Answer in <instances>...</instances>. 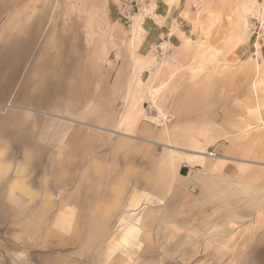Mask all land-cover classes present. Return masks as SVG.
<instances>
[{"label": "crops", "instance_id": "obj_1", "mask_svg": "<svg viewBox=\"0 0 264 264\" xmlns=\"http://www.w3.org/2000/svg\"><path fill=\"white\" fill-rule=\"evenodd\" d=\"M77 11L0 0V264H22L18 218L37 212L50 218L54 211L57 219L77 220L74 234L86 233L87 217L90 234L98 220L111 219L113 228L137 235L127 248L132 253L112 264H146V234L170 236L157 264H264V177H255L264 173L257 141L263 128L253 122L229 131L210 126L181 139L170 129L169 143L157 126L141 128L154 138L146 140L169 151L149 150L150 169L105 163L96 134L70 123L95 122L98 106L114 105L112 91L98 99V60ZM210 150L219 155L208 157ZM225 150L256 157L250 178H220L213 171L214 160H234ZM122 154L129 158L128 151ZM133 168L136 179L128 177ZM143 169L152 171L144 174L149 181L141 179ZM162 170L175 178L163 180ZM23 231L27 264L31 239Z\"/></svg>", "mask_w": 264, "mask_h": 264}, {"label": "rangeland", "instance_id": "obj_2", "mask_svg": "<svg viewBox=\"0 0 264 264\" xmlns=\"http://www.w3.org/2000/svg\"><path fill=\"white\" fill-rule=\"evenodd\" d=\"M7 1L78 10L81 30L91 37L90 49L98 60V99L112 91L114 105L98 106L95 122L70 123L96 134L105 163L150 169L148 151L168 150L150 143L146 138L152 136L139 131L154 126L161 131L163 143H169L164 138L172 134L170 129L181 139L209 132L210 126L229 131L253 122L263 128L257 141L258 150L264 151V0ZM103 65L112 69V74L107 70L104 75ZM127 151L129 158L122 154ZM223 155L234 160H214L217 165L212 168L220 178H250L249 163L256 162L255 156L227 150ZM135 168L129 171L130 179L137 178ZM150 171H141V179H149L144 174ZM161 175L163 180L175 178L166 170ZM255 177H264V173ZM54 212L50 218L37 212L35 218L17 219L19 263L25 264L26 259L25 245L20 242L25 236L20 234L23 228L30 232L29 264L31 259L32 264H112L120 254L132 253L127 248L138 236L121 230V225L113 228V220H98L96 233L90 234V219L85 217L82 230L86 233L74 234L77 220L57 219ZM63 230L65 234L58 232ZM141 237L148 264H157L155 256L168 253L170 236Z\"/></svg>", "mask_w": 264, "mask_h": 264}, {"label": "built area", "instance_id": "obj_3", "mask_svg": "<svg viewBox=\"0 0 264 264\" xmlns=\"http://www.w3.org/2000/svg\"><path fill=\"white\" fill-rule=\"evenodd\" d=\"M209 156H215L217 153L213 150L208 151Z\"/></svg>", "mask_w": 264, "mask_h": 264}, {"label": "bare ground", "instance_id": "obj_4", "mask_svg": "<svg viewBox=\"0 0 264 264\" xmlns=\"http://www.w3.org/2000/svg\"><path fill=\"white\" fill-rule=\"evenodd\" d=\"M170 145V144H169ZM172 148V147H171ZM182 150V149H181ZM207 154V156L208 157H213V158H215V157H217V154L215 155V156H209V154L208 153H206Z\"/></svg>", "mask_w": 264, "mask_h": 264}]
</instances>
